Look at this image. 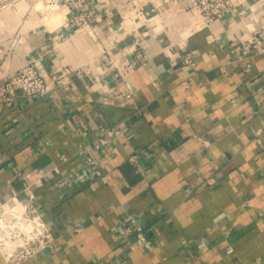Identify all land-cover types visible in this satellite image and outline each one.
Here are the masks:
<instances>
[{"label":"crops","instance_id":"0c3cea01","mask_svg":"<svg viewBox=\"0 0 264 264\" xmlns=\"http://www.w3.org/2000/svg\"><path fill=\"white\" fill-rule=\"evenodd\" d=\"M232 1L206 25L180 0H85L83 27L73 0L0 4V74L32 62L48 87L0 103V205L30 184L54 234L17 264H264V0Z\"/></svg>","mask_w":264,"mask_h":264},{"label":"built area","instance_id":"2783aa9c","mask_svg":"<svg viewBox=\"0 0 264 264\" xmlns=\"http://www.w3.org/2000/svg\"><path fill=\"white\" fill-rule=\"evenodd\" d=\"M185 7L195 9L202 22L211 24L219 17L231 11L234 7L232 0H180ZM77 5V15L74 22L77 27L92 25V16L84 10L81 5L85 0H73ZM253 47L260 50L258 36L260 32L256 30ZM186 61L188 59L186 58ZM18 88L20 92L29 97H40L47 93V83L38 72L34 63H26L7 76L0 74V103L11 104L13 102V89ZM120 128L116 125L101 127V134L98 136L93 147L100 148L102 144L109 141L116 135ZM78 153L83 156L87 165V170L94 176L102 173L93 151L79 144ZM134 157V155L132 156ZM26 199L11 203L9 206L0 205V261L5 264H17L23 258L32 255L54 238L52 226L42 216L33 202V191L30 184L24 186ZM133 220V218H131ZM80 226H74V230H79ZM125 230H131L130 225L125 226ZM135 237L141 241L145 240V233L140 224H135Z\"/></svg>","mask_w":264,"mask_h":264},{"label":"rangeland","instance_id":"374dc122","mask_svg":"<svg viewBox=\"0 0 264 264\" xmlns=\"http://www.w3.org/2000/svg\"><path fill=\"white\" fill-rule=\"evenodd\" d=\"M8 1H9V0H4V1H3L2 3H0V4L7 3ZM35 1H37V0H35ZM39 3L41 4L42 2L40 1ZM39 3H38V4H39ZM41 7H42V5H41ZM1 241H3V239L0 238V242H1Z\"/></svg>","mask_w":264,"mask_h":264},{"label":"bare ground","instance_id":"6f19581e","mask_svg":"<svg viewBox=\"0 0 264 264\" xmlns=\"http://www.w3.org/2000/svg\"><path fill=\"white\" fill-rule=\"evenodd\" d=\"M39 5H40V3H39ZM1 248V247H0ZM0 257H1V251H0Z\"/></svg>","mask_w":264,"mask_h":264}]
</instances>
